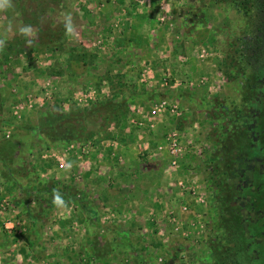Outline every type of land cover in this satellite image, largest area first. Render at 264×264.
Masks as SVG:
<instances>
[{
  "label": "rangeland",
  "instance_id": "rangeland-1",
  "mask_svg": "<svg viewBox=\"0 0 264 264\" xmlns=\"http://www.w3.org/2000/svg\"><path fill=\"white\" fill-rule=\"evenodd\" d=\"M219 1L11 0L0 12V264H264V211L253 205L264 188V131L224 72L228 43L241 33L247 76L258 78L252 89L264 90V0L246 15ZM26 25L34 35L21 34ZM39 29L59 39L44 44ZM216 101L239 109L247 151L235 157L228 230L218 227L205 176L221 145ZM104 103L105 119L85 117L91 123L72 142L45 146L30 131L52 110ZM126 139L136 141L129 158L143 197L116 194L112 169L97 165ZM54 189L66 209L41 200Z\"/></svg>",
  "mask_w": 264,
  "mask_h": 264
},
{
  "label": "trees",
  "instance_id": "trees-1",
  "mask_svg": "<svg viewBox=\"0 0 264 264\" xmlns=\"http://www.w3.org/2000/svg\"><path fill=\"white\" fill-rule=\"evenodd\" d=\"M219 2L227 3L233 8H236L242 13L249 14L252 12V7L254 5L253 0H220ZM40 38L44 44H50L55 39H59V37L55 34L54 31L51 30H42L39 29ZM230 33H232L230 31ZM241 33L233 35L234 39L232 42L228 44V51L226 54L225 59V70L224 72L228 75V78L234 82L238 86L240 95H243L244 100L250 102V106H253L257 111L258 114L256 123H257V130L264 131V90L258 87L252 89L251 80L254 79V82H257V76L255 77L253 74L252 76H247V69L245 66L244 61V44H242L241 38H239ZM44 40V41H43ZM230 70H233L231 72ZM258 72H260L258 70ZM243 79V81H242ZM245 80V81H244ZM217 102V107L215 105L214 109L215 112H219L221 116L215 117V119H211L212 122L217 121L216 123V132H219V135H216V139H220V150H218L217 154H214L212 166L207 168V172L205 173L206 180L208 182V188H210V203L214 207V210H217V213L220 217H218V227H224L223 229L233 226V218H224L225 214H231L236 205V198L238 196V192L236 191L237 188L234 185V182L231 180L232 174L234 173L235 169V157L238 155L239 150L242 152L247 153L246 149L241 146V136L243 135L242 132L238 129L239 125L237 119L239 118L238 108H226L222 102ZM108 106V103H104L101 106L96 108H92L91 110H87L84 112H77L71 114H65L58 111H51L49 114L50 118H48V124L44 127H32L30 131H32L35 135L40 136L41 142L45 144V146H49L52 143H59L60 141H64L65 143L72 142L77 140V138L84 135V130L86 129L87 124L91 122L88 119H85L87 116H95L94 119L100 118L105 119L102 116L101 109L103 106ZM220 117V118H219ZM219 118V119H218ZM223 119V120H222ZM224 119L226 121H224ZM89 122H88V121ZM47 122V121H46ZM230 125H233L230 127ZM213 149H217L218 143L212 142ZM9 168V167H8ZM22 173H26V171H22ZM71 188V187H68ZM74 192L75 187H72ZM79 194L82 195L85 199L88 198V193L84 190H79ZM28 196L31 195V191L26 190ZM40 194L41 191H38ZM78 194V193H77ZM67 196L74 197L75 193L71 191V193L66 194ZM256 201L253 203L255 209H259L260 211H264V188L259 187L257 191L253 194ZM42 196V201H46L49 206L53 205L52 198L48 199ZM89 199V198H88ZM89 201V200H88ZM77 202L80 203L82 209L85 212H90L92 215L95 214V210L91 205V201L85 202L78 200ZM212 207V208H213ZM226 214V215H227ZM236 222L241 225L240 218H236ZM264 219V216H263ZM38 219L36 217H30V221L36 222ZM231 223V225H230ZM216 243L213 247L216 248Z\"/></svg>",
  "mask_w": 264,
  "mask_h": 264
},
{
  "label": "crops",
  "instance_id": "crops-1",
  "mask_svg": "<svg viewBox=\"0 0 264 264\" xmlns=\"http://www.w3.org/2000/svg\"><path fill=\"white\" fill-rule=\"evenodd\" d=\"M111 13H113V9H109V7H108V11L106 13L100 14L99 20L101 21V20L105 19L106 15L108 18L109 16L112 15ZM101 17H102V19H101ZM134 142H136V141L135 140L131 141V139H126V141L121 140V145H120L121 148H120L119 152H117L114 155H110L111 152L108 153L106 158H102V159H104V161L97 162V165H99V168L102 170L104 168H105V170L112 169V177H114L113 179H115V182H119L118 188H120L116 191V194L121 193V195L122 194L131 195V193H132V194H135V196L143 197L145 195H148L149 191H147L144 187H142L143 181H140V178L142 175H140V174L138 176L136 175L137 170L135 167H136V164H139V163L136 162L135 159L132 158L130 160V158H129V153H131V151H129V150L131 147L134 146L133 145ZM148 143H146V144H148ZM133 162H134V164H133ZM151 165L156 166L155 164H151ZM127 175H128V177H127ZM123 179H125V182H127V181H128V183L133 182L135 184V187L137 188L135 190V192H133V191L130 192L129 190L126 191L130 187L126 183H123L124 182ZM148 184H152V182H149ZM121 195L119 194L118 196H121ZM122 199H124V198H122ZM31 224H33V223H31ZM31 228H34V227L31 225Z\"/></svg>",
  "mask_w": 264,
  "mask_h": 264
},
{
  "label": "clouds",
  "instance_id": "clouds-1",
  "mask_svg": "<svg viewBox=\"0 0 264 264\" xmlns=\"http://www.w3.org/2000/svg\"><path fill=\"white\" fill-rule=\"evenodd\" d=\"M11 7V0H0V12L4 11L6 8ZM66 35L72 36L74 33V29L71 27L70 22L65 24ZM20 32L25 37L34 35L33 29L31 25H26L20 29ZM4 44H0V50L3 49ZM53 204L57 208L66 209L68 207V203L63 199L61 195H59V190H53Z\"/></svg>",
  "mask_w": 264,
  "mask_h": 264
},
{
  "label": "built area",
  "instance_id": "built-area-1",
  "mask_svg": "<svg viewBox=\"0 0 264 264\" xmlns=\"http://www.w3.org/2000/svg\"><path fill=\"white\" fill-rule=\"evenodd\" d=\"M178 151H179L178 148H176V147L172 148V152H178ZM173 164H175V162H173Z\"/></svg>",
  "mask_w": 264,
  "mask_h": 264
}]
</instances>
